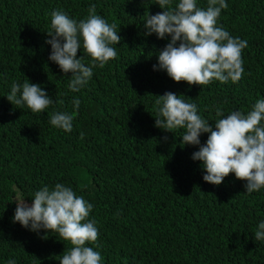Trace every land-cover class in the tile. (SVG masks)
Segmentation results:
<instances>
[{
    "label": "trees",
    "instance_id": "trees-1",
    "mask_svg": "<svg viewBox=\"0 0 264 264\" xmlns=\"http://www.w3.org/2000/svg\"><path fill=\"white\" fill-rule=\"evenodd\" d=\"M217 25L248 41L244 73L233 83H176L158 66V53L171 41L146 36V15L163 11L157 0H0V264H59L67 241L55 232L32 231L13 222L16 203L31 204L35 193L63 184L93 205L98 239L87 244L101 264H264V188L246 193V181L229 174L219 185L184 145V129L155 127L156 96L174 93L195 103L214 128L216 108L224 117L247 113L264 99V0H226ZM96 14L117 25V56L79 92L68 88L71 73L52 62L51 13L62 10L77 22ZM206 7L207 0H198ZM91 58L81 47L77 58ZM155 66V70H154ZM39 85L53 103L43 113L6 99L11 84ZM71 132L53 127L54 111L72 113ZM62 100L63 103L58 101ZM165 137L167 138L165 140Z\"/></svg>",
    "mask_w": 264,
    "mask_h": 264
},
{
    "label": "clouds",
    "instance_id": "clouds-1",
    "mask_svg": "<svg viewBox=\"0 0 264 264\" xmlns=\"http://www.w3.org/2000/svg\"><path fill=\"white\" fill-rule=\"evenodd\" d=\"M162 12L146 15L145 35L153 33L158 39L171 37L160 51L158 66L176 83L205 86L212 81L221 84L238 82L244 73L242 51L248 47L247 40L233 37L217 25L226 0H207L206 7L198 6V0H157ZM51 45L49 59L63 73H71L68 88L79 92L86 86L97 65L103 68L117 56L116 48L121 37L115 23L109 24L96 14V6L88 8V15L77 22L62 10L51 13ZM83 48L91 58L86 65L77 53ZM155 70V66H154ZM157 116L155 127L173 133L184 129V145H200L202 133L208 139L193 154L194 161L202 162L206 183L219 186L225 177L234 174L236 179L246 181V193L264 188V99H258L249 112H232L224 117L220 107L214 128L198 115L197 105L186 102L183 96L165 93L156 96ZM6 99L12 105L26 106L33 113H43L53 100L39 85L28 79L23 84L13 81ZM63 103L62 100L58 101ZM72 113L54 111L49 115L50 124L65 132H71L75 110L80 100L72 101ZM167 138L165 137V140ZM93 205L78 196L70 187L57 183L53 189L45 186L35 193L31 204L24 200L16 203L13 222L32 231L55 232L70 244L59 264H101V254L86 246L98 239L95 220H89ZM255 240H264V222L255 232ZM8 264H15L9 259Z\"/></svg>",
    "mask_w": 264,
    "mask_h": 264
}]
</instances>
